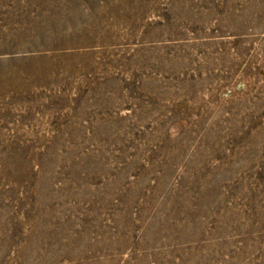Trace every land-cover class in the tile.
I'll return each instance as SVG.
<instances>
[{
  "label": "rangeland",
  "instance_id": "obj_1",
  "mask_svg": "<svg viewBox=\"0 0 264 264\" xmlns=\"http://www.w3.org/2000/svg\"><path fill=\"white\" fill-rule=\"evenodd\" d=\"M0 264H264V0H0Z\"/></svg>",
  "mask_w": 264,
  "mask_h": 264
}]
</instances>
